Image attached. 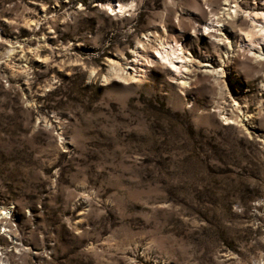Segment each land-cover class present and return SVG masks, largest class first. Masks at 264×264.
Masks as SVG:
<instances>
[{"label":"rangeland","instance_id":"1","mask_svg":"<svg viewBox=\"0 0 264 264\" xmlns=\"http://www.w3.org/2000/svg\"><path fill=\"white\" fill-rule=\"evenodd\" d=\"M263 28L264 0H0V264H264Z\"/></svg>","mask_w":264,"mask_h":264},{"label":"bare ground","instance_id":"2","mask_svg":"<svg viewBox=\"0 0 264 264\" xmlns=\"http://www.w3.org/2000/svg\"><path fill=\"white\" fill-rule=\"evenodd\" d=\"M121 7H122L121 4H119V9ZM261 32H262L261 37H264V28L261 30ZM157 53H158V58H160L161 61L169 63L175 69L179 68L176 65V62H177L176 59L181 60L182 58H184V56L179 53V48L175 45L174 46L170 45L169 48H167V49L163 47L162 51L157 49ZM1 213H3V212H0V215H4Z\"/></svg>","mask_w":264,"mask_h":264}]
</instances>
